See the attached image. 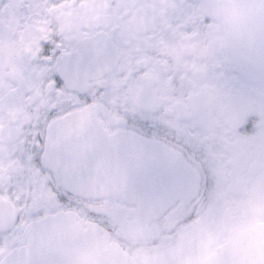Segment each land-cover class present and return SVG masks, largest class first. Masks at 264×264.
Segmentation results:
<instances>
[{
    "label": "flooded vegetation",
    "instance_id": "1",
    "mask_svg": "<svg viewBox=\"0 0 264 264\" xmlns=\"http://www.w3.org/2000/svg\"><path fill=\"white\" fill-rule=\"evenodd\" d=\"M64 126L86 162L100 131L161 147L162 212L69 190L46 158ZM49 216L54 237L103 228L133 264H202L264 227V0H0V264H74L61 240L22 255Z\"/></svg>",
    "mask_w": 264,
    "mask_h": 264
},
{
    "label": "water",
    "instance_id": "2",
    "mask_svg": "<svg viewBox=\"0 0 264 264\" xmlns=\"http://www.w3.org/2000/svg\"><path fill=\"white\" fill-rule=\"evenodd\" d=\"M241 13V7L228 8V17ZM240 24H228V52L234 54V42L241 33ZM236 64L244 66L247 59H235ZM262 60L255 64H262ZM69 120L80 125L84 120L81 114L72 115ZM76 126H74L75 128ZM70 127L53 129L48 137L46 158L58 169L59 176L74 194L113 197L128 204H148L159 200L163 191L156 183L163 179L159 156L163 150L129 133L109 135L99 132L100 155L88 162L84 159L82 142L77 140ZM78 136V135H77ZM161 200V199H160ZM166 207L158 202L152 209L156 213ZM67 226L63 216H49L40 222L29 225L24 231L26 244L23 254L34 256L37 248L50 249L53 242L72 244L74 264H133L126 252L101 227L91 223H73L64 237L52 232ZM29 251V252H28ZM16 254V253H15ZM19 263V260L12 262ZM20 264V263H19ZM202 264H264V227L242 230L234 234L225 244L209 256Z\"/></svg>",
    "mask_w": 264,
    "mask_h": 264
}]
</instances>
